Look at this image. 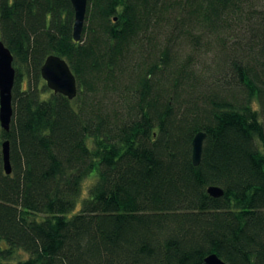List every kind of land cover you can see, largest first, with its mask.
Returning a JSON list of instances; mask_svg holds the SVG:
<instances>
[{"label": "trees", "instance_id": "16d2710c", "mask_svg": "<svg viewBox=\"0 0 264 264\" xmlns=\"http://www.w3.org/2000/svg\"><path fill=\"white\" fill-rule=\"evenodd\" d=\"M85 13L74 42L69 0H0L14 68L0 264H264V0H87ZM231 19L246 31L234 46L220 38ZM189 24L219 39L215 66L172 50ZM49 54L73 99L41 78Z\"/></svg>", "mask_w": 264, "mask_h": 264}, {"label": "water", "instance_id": "95a60500", "mask_svg": "<svg viewBox=\"0 0 264 264\" xmlns=\"http://www.w3.org/2000/svg\"><path fill=\"white\" fill-rule=\"evenodd\" d=\"M73 10L72 40L77 42L81 38L87 0H69ZM13 56L9 49L0 40V127L4 131L9 130L12 117L11 89L14 80ZM40 76L46 87L53 93L61 94L68 99H73L77 92L74 75L63 58L55 54L45 57L41 67ZM204 132H197L191 142V159L193 165H198L201 158ZM3 170L6 175L11 172L9 160V142L5 140L1 144ZM211 197H220L222 189L218 186H209L206 189ZM205 264H227L216 254L211 253L204 257Z\"/></svg>", "mask_w": 264, "mask_h": 264}, {"label": "rangeland", "instance_id": "374dc122", "mask_svg": "<svg viewBox=\"0 0 264 264\" xmlns=\"http://www.w3.org/2000/svg\"><path fill=\"white\" fill-rule=\"evenodd\" d=\"M167 17L168 16H166V14L165 16L164 14H162L160 19L164 20ZM86 25L87 22L85 17L83 26ZM231 26L232 28L230 29L229 33L223 32L221 33V37H220V38H224V37H228L230 34L232 35L231 42H227L228 46H234V43L237 42V40L241 41L240 39L242 35H244L246 32V31L244 32L242 31L243 33L241 32L242 26L237 24L235 19H231ZM186 30L188 31L190 30L191 33L190 37L188 35H184L182 33L183 30L173 34L172 43L174 44L173 45L174 47H172V50L175 53H177L179 57L184 56L186 54L193 55L192 58L194 59L195 64L197 66L196 69L198 70H200L201 68L205 70L207 69L205 67L208 65L215 66L216 60H218L219 58L218 55H220V57L222 56L218 44L219 39L217 40V37L210 36V34L208 33H201L200 31H198V28L192 27V24H189ZM167 34L164 35L163 33H160L158 37L161 41H164L163 39H161V37L166 38ZM194 35H195L194 39L196 40L197 45L196 44L193 45L190 41V39L193 38ZM81 37H84V35H81ZM223 54H226V52H224Z\"/></svg>", "mask_w": 264, "mask_h": 264}]
</instances>
